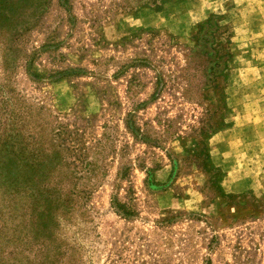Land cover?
<instances>
[{
    "label": "rangeland",
    "instance_id": "rangeland-1",
    "mask_svg": "<svg viewBox=\"0 0 264 264\" xmlns=\"http://www.w3.org/2000/svg\"><path fill=\"white\" fill-rule=\"evenodd\" d=\"M46 1L0 0L7 13L0 15L15 24L8 37L38 20ZM72 1L75 31L68 36L62 25L61 47L33 60L36 76L22 62L11 76L30 101L79 130L68 167L81 193L57 229L67 258L72 264H264V0H165L158 10L119 9L131 0ZM48 9L40 19L51 24L59 16L55 0ZM212 14L230 34L229 57L218 85L198 93L195 61L184 60L182 43ZM35 30L27 32L26 51L42 43ZM132 33L140 38L120 46ZM6 49L0 44V59ZM142 49L152 70L126 68ZM65 67L86 71L56 81L48 76ZM154 77L165 87L150 100ZM127 112L152 146L123 129ZM131 160L129 176L117 181L119 165ZM153 168L154 186H147L144 171ZM112 197L134 215H116ZM8 246L0 239V264H11Z\"/></svg>",
    "mask_w": 264,
    "mask_h": 264
},
{
    "label": "trees",
    "instance_id": "trees-1",
    "mask_svg": "<svg viewBox=\"0 0 264 264\" xmlns=\"http://www.w3.org/2000/svg\"><path fill=\"white\" fill-rule=\"evenodd\" d=\"M128 1L130 0L125 3ZM131 1L132 4L123 5L119 9L152 6L158 10L165 0ZM72 3V0H55L59 16L51 24H47L40 18L49 11L50 0L43 2L40 21H29L26 25H21V29L19 25L18 28L14 27L16 32L10 37L9 31L15 24H8L7 18L0 15V44L4 49L8 44L4 58L0 59V239L3 242L6 240L9 245L11 264H72L67 258L65 245L57 237V229L61 221L70 217L72 207L78 206V193H81L72 187L73 174L68 167L71 165L69 159L73 156L77 140L76 131L79 130L77 124L62 123L44 105L30 101L15 88L13 77L11 80L18 62L24 64L26 74L37 75L31 71L32 62L38 53H55L61 47L63 43L57 38L62 25L66 26L68 36L75 31L78 20ZM2 12L7 14L4 7L0 8V14ZM218 24V16L210 15L206 21L196 24L186 43H182L187 50L184 60L195 61L191 68L201 80L200 85L195 88L198 93L218 85V78L222 79V73L226 70L229 52L224 48L229 43L230 34L224 25ZM32 29L43 34L42 43L26 51L23 49L24 43L28 42L27 32ZM147 34L150 37L154 35ZM139 35L132 33L122 37L119 45L125 47L134 38H140ZM133 56L135 57L126 63V68L143 67L152 70V60L146 50L137 51ZM196 61H199L198 64ZM84 71L86 70L82 67H65L49 71L48 76L56 81L78 77ZM154 78V91L150 100L156 99L165 87L162 79ZM186 91L183 89V93ZM141 104L143 102L136 105ZM135 118L134 114L125 113L120 120L123 129L134 141L152 146ZM136 166L139 170L144 169L141 163L137 162ZM131 169L132 160L119 165L116 170L117 181H125ZM155 169L157 168L144 171L145 185L154 186L152 173ZM128 193L131 192L128 190ZM110 207L116 215L123 218L134 215L116 197L111 198ZM67 223L69 224L68 221Z\"/></svg>",
    "mask_w": 264,
    "mask_h": 264
}]
</instances>
